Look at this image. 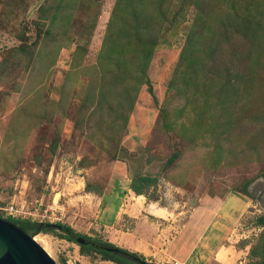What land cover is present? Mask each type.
I'll return each mask as SVG.
<instances>
[{"label":"rangeland","instance_id":"374dc122","mask_svg":"<svg viewBox=\"0 0 264 264\" xmlns=\"http://www.w3.org/2000/svg\"><path fill=\"white\" fill-rule=\"evenodd\" d=\"M263 189L264 0H0V206L173 264L182 230L250 191L192 261L264 264ZM39 234L57 264H120Z\"/></svg>","mask_w":264,"mask_h":264},{"label":"crops","instance_id":"0c3cea01","mask_svg":"<svg viewBox=\"0 0 264 264\" xmlns=\"http://www.w3.org/2000/svg\"><path fill=\"white\" fill-rule=\"evenodd\" d=\"M250 205V197L246 195L230 196L226 198L223 205L214 213V215H211L212 217H210L206 225H204V221L195 218V221L199 222L198 225L190 223L189 228L182 230V232H184L179 233L175 237L173 244L174 247L169 250L170 259L178 260L185 264H194L192 257L196 252H199L198 255L200 256H206L205 254L213 249V242L212 244L209 243V239L216 237V231L218 229L223 231L224 227L227 226L226 224L232 223L238 217L242 216ZM211 212H213V210ZM202 247H208L210 250ZM203 250H205L204 253H202ZM222 258L224 261L223 263H227V260H229L225 254H223Z\"/></svg>","mask_w":264,"mask_h":264},{"label":"water","instance_id":"95a60500","mask_svg":"<svg viewBox=\"0 0 264 264\" xmlns=\"http://www.w3.org/2000/svg\"><path fill=\"white\" fill-rule=\"evenodd\" d=\"M258 196L260 199L259 193ZM43 227L61 231L67 230V228L60 223L41 222V228ZM41 228L37 233L41 232ZM78 241L82 244L95 245L83 237H78ZM106 249L130 256V254L118 248L107 247ZM138 260L141 264H152L143 259L138 258ZM0 264H57V262L48 251L35 240L34 235L27 232L19 224L7 218L0 217Z\"/></svg>","mask_w":264,"mask_h":264},{"label":"trees","instance_id":"16d2710c","mask_svg":"<svg viewBox=\"0 0 264 264\" xmlns=\"http://www.w3.org/2000/svg\"><path fill=\"white\" fill-rule=\"evenodd\" d=\"M160 2L162 4V0H160ZM54 19L55 18H53V21H54ZM247 22L248 23L244 24L243 30H245L246 33H247V31H250V33L252 31V33L254 34L255 29H253L252 27L250 28V25H251L252 22L250 20H248V19H247ZM105 47L107 48L106 45H105ZM110 48H111L110 49L111 51L114 50V47H110ZM115 79H117V78H115ZM133 101H134V99H133ZM173 160H174V158H171L170 160H168V163H171V161H173ZM155 183H156V179H154V178H152L150 176L136 175L134 177V181H133V183L131 185V188L138 195H141V194L144 193V190L146 188H149L150 186L155 185ZM243 194H246V195L250 196L251 198H254L253 194H251L250 191H245V192H243ZM3 218H7L8 220L19 224L23 229H25L30 234H34V233L39 232V230L41 228V223L40 222L34 221V220L30 219V218H18V217H14V216H11V215L8 216V217H3ZM256 224L258 226H264V216L258 217V219L256 221ZM62 225H64L67 228V230L63 231L65 233L67 239L77 243L81 247L82 251H88V252L89 251L90 252H94L95 251V252H98V253L102 254L104 259L112 260V261L120 263V264H139V263L135 262L134 260H130V259L124 258L119 252H115V251H112V250L110 251V250H108V249H106L104 247L118 248V249L122 250L123 252H126V253H128V254H130L132 256L143 258L139 254L134 253V252H130L129 250H126L124 248L122 249V248L116 246L115 244H111L109 242H104V241H101V240H99L97 238H93V237H91L89 235L79 233L74 228H72L71 226H68V225H65V224H62ZM41 231L51 232V231H55V229L43 227V228H41ZM78 237H83L84 239H86L89 242L94 243L95 245L82 244V243H80L78 241ZM98 244H100V245H102L104 247H99ZM256 249L257 248H254V252H255ZM153 264H155V263H153Z\"/></svg>","mask_w":264,"mask_h":264},{"label":"built area","instance_id":"2783aa9c","mask_svg":"<svg viewBox=\"0 0 264 264\" xmlns=\"http://www.w3.org/2000/svg\"><path fill=\"white\" fill-rule=\"evenodd\" d=\"M0 210L4 211L8 216H14L18 218H30L37 222H51L55 223L51 220V216L48 215L47 212L39 213L37 210L31 211L29 208H25V206L19 207L18 205L12 203L6 206H0ZM173 264H185L181 263L178 260H174Z\"/></svg>","mask_w":264,"mask_h":264},{"label":"flooded vegetation","instance_id":"af4514ba","mask_svg":"<svg viewBox=\"0 0 264 264\" xmlns=\"http://www.w3.org/2000/svg\"><path fill=\"white\" fill-rule=\"evenodd\" d=\"M98 246L99 247H104V246H102V245H100V244H98ZM104 248H107V247H104ZM120 253V252H119ZM124 258H127V259H130V260H134L135 262H137V263H139V264H141L140 263V261L138 260V258L139 259H143V258H141V257H135V256H132V255H130V256H128V255H125V254H123V253H120ZM143 260H145V259H143Z\"/></svg>","mask_w":264,"mask_h":264},{"label":"bare ground","instance_id":"6f19581e","mask_svg":"<svg viewBox=\"0 0 264 264\" xmlns=\"http://www.w3.org/2000/svg\"><path fill=\"white\" fill-rule=\"evenodd\" d=\"M142 195V194H141ZM35 238V240L37 241V242H39L41 245H43L44 244V238L43 237H41V234H39V235H37V236H35L34 237ZM46 245V244H45ZM44 246V245H43ZM45 247V246H44ZM47 251H48V249L47 248H45Z\"/></svg>","mask_w":264,"mask_h":264}]
</instances>
